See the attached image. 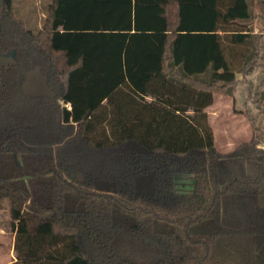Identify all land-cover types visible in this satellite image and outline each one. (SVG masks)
<instances>
[{
  "label": "trees",
  "instance_id": "trees-1",
  "mask_svg": "<svg viewBox=\"0 0 264 264\" xmlns=\"http://www.w3.org/2000/svg\"><path fill=\"white\" fill-rule=\"evenodd\" d=\"M261 11L258 0H52L33 34L0 0V54L15 52L0 68V201L21 222L12 264H224L218 239L264 237L263 140L222 154L205 112L256 72ZM35 68L69 105L60 123L22 91ZM65 164L82 180L65 179ZM176 176L192 177L191 193H176Z\"/></svg>",
  "mask_w": 264,
  "mask_h": 264
},
{
  "label": "rangeland",
  "instance_id": "rangeland-1",
  "mask_svg": "<svg viewBox=\"0 0 264 264\" xmlns=\"http://www.w3.org/2000/svg\"><path fill=\"white\" fill-rule=\"evenodd\" d=\"M51 1L11 0L12 12L17 19L24 23L28 31L36 34L42 27ZM258 1L261 2V0ZM260 17L261 19L254 22L253 28L262 29V26H264L263 5L262 11L257 15V18ZM58 32L62 33L61 28L58 29ZM118 60L120 59H117L114 64L116 69L119 66ZM260 68L262 71L260 70L258 76L252 77L249 82L245 80L248 82V86L251 87L249 94L247 93L248 91H244L245 87H243L244 89L239 88L236 96L234 95L235 93L232 96H218L213 108L207 109L206 114L215 137V146L222 154L231 152L238 144L248 141L252 137L263 140L259 147L264 150V132L260 131L258 127V115L261 113L260 106H264V102H260L259 104V95L254 94V89L259 88L260 82L264 84L262 63L260 64ZM123 72L125 73L126 71L124 70ZM239 84H243V82H239ZM261 91L264 92V86L261 88ZM246 97H249L251 101L250 109H247ZM249 110H251L250 114L256 120V131H252L249 120L246 117V112H249ZM259 122L261 123V128L264 129V125H262L264 124V117ZM64 175L70 180L81 178L77 170L70 166L64 168ZM174 181L176 193H191L193 186L191 176H176ZM9 206L10 204L7 199L0 201V264H12L15 261V254L13 252L14 235L16 230H19L21 227V222L13 219ZM217 257L224 264H264V237L218 239Z\"/></svg>",
  "mask_w": 264,
  "mask_h": 264
},
{
  "label": "flooded vegetation",
  "instance_id": "flooded-vegetation-1",
  "mask_svg": "<svg viewBox=\"0 0 264 264\" xmlns=\"http://www.w3.org/2000/svg\"><path fill=\"white\" fill-rule=\"evenodd\" d=\"M3 59V60H2ZM6 61V63L3 64V62ZM15 64V52L11 51L7 54H0V68H9L10 66ZM22 91L24 95L36 99V103H42V102H47L49 103L53 109L56 111V120L57 123H60L62 120V110L63 108H66V105H64L61 101L60 98H58L49 88L46 82V77L43 75V73L38 69L35 68L34 70L30 71L29 73L26 74L25 76V82L22 86ZM67 109V108H66ZM71 139L70 141H68ZM79 142V139L76 134H73L72 136L66 138L63 143L55 145L53 147L54 153L57 154L59 149L63 148L65 146V143L67 142ZM64 145L63 147L59 148L57 151H55L56 146H61ZM70 166L74 167L73 165L70 164H65L63 167V176L65 179L72 181V182H77L82 180V175L81 173L77 170V172L80 175V179L78 180H70L65 177L64 175V168Z\"/></svg>",
  "mask_w": 264,
  "mask_h": 264
},
{
  "label": "crops",
  "instance_id": "crops-1",
  "mask_svg": "<svg viewBox=\"0 0 264 264\" xmlns=\"http://www.w3.org/2000/svg\"><path fill=\"white\" fill-rule=\"evenodd\" d=\"M261 3H262V5L264 6V0H261ZM258 19H261V17L260 18H257V16H256V19L253 21V23L251 24V28H252V31H253V33L252 34H254L255 35V38H256V41L258 42V52H259V55H260V59H259V63H258V68H257V71L254 73V74H252V75H249V76H246V77H244V76H242V75H236V79L239 81V82H243V84H238L237 85V87H236V89L233 91V93L232 94H234L235 96H236V92H238V89L240 88V89H242L243 87H245V89H244V91H248L247 93L249 94V86H248V82L252 79V77H256V76H258L259 75V73H260V70H261V68H260V64L262 63V66H263V69H264V60H262L261 58L264 56V26H262V29H259V28H253V24H255L254 22H257L258 21ZM264 23V22H263ZM260 25V24H259ZM88 33H90V32H88ZM263 59H264V57H263ZM259 71V72H258ZM262 71V70H261ZM262 75H264V73L262 74ZM245 80H247L248 82H246ZM247 94V95H248ZM218 96L216 95L215 97H214V102H213V104L210 106V107H208V108H213V106H214V104H215V102H216V98H217ZM220 97H224V96H220ZM226 97V96H225ZM251 101H250V99H249V97H246V106H248L247 107V109H250V107H251ZM207 108V109H208ZM260 108H261V114H259L258 115V127H259V129H260V131H262V132H264V129H262L261 128V126H260V119H262L263 117H264V106H260ZM207 109L205 110V112H207ZM251 110H249V112H250ZM251 113V112H250ZM209 118H210V115H209ZM262 125H264V124H262ZM212 128V127H211ZM214 140H215V137H214ZM216 147V146H215Z\"/></svg>",
  "mask_w": 264,
  "mask_h": 264
},
{
  "label": "water",
  "instance_id": "water-1",
  "mask_svg": "<svg viewBox=\"0 0 264 264\" xmlns=\"http://www.w3.org/2000/svg\"><path fill=\"white\" fill-rule=\"evenodd\" d=\"M71 139H69L68 141H70ZM64 145H61V146H56L55 147V151H57L59 148L63 147Z\"/></svg>",
  "mask_w": 264,
  "mask_h": 264
},
{
  "label": "built area",
  "instance_id": "built-area-1",
  "mask_svg": "<svg viewBox=\"0 0 264 264\" xmlns=\"http://www.w3.org/2000/svg\"><path fill=\"white\" fill-rule=\"evenodd\" d=\"M66 108L69 109V105L68 104H66Z\"/></svg>",
  "mask_w": 264,
  "mask_h": 264
}]
</instances>
